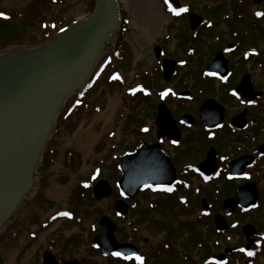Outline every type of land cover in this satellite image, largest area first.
<instances>
[{
    "label": "flooded vegetation",
    "instance_id": "flooded-vegetation-1",
    "mask_svg": "<svg viewBox=\"0 0 264 264\" xmlns=\"http://www.w3.org/2000/svg\"><path fill=\"white\" fill-rule=\"evenodd\" d=\"M161 5L175 32L154 43L152 70L138 77L142 137L120 156L117 191L105 180L113 193L98 200L93 190L102 180L89 182L93 203L111 201L114 220L101 216L87 243L53 236L33 264H141L137 257L143 264H264V0ZM123 46L105 62L113 67L111 85L125 82L115 69L128 75L132 55ZM85 116L66 115L65 128L74 130ZM141 145L164 152L161 165L171 170L163 187L125 197L121 158ZM120 200L125 216L116 209ZM68 216L74 225L61 234L81 226L74 210ZM103 217L124 246L109 255L95 244Z\"/></svg>",
    "mask_w": 264,
    "mask_h": 264
},
{
    "label": "rangeland",
    "instance_id": "rangeland-1",
    "mask_svg": "<svg viewBox=\"0 0 264 264\" xmlns=\"http://www.w3.org/2000/svg\"><path fill=\"white\" fill-rule=\"evenodd\" d=\"M50 1L0 0V7L24 8L33 17V7L44 11V4ZM63 1L69 16L76 21L86 18L88 6L85 0ZM119 1L129 19L122 41L132 56L128 75L115 71H119L125 82L122 86L111 85L110 79L102 77L100 85L84 100L88 110L80 113L86 116L74 130L65 128L64 118L61 121L67 103L74 96L67 101L37 168L32 192L16 212L15 219L0 233V264H33L35 251L53 236L60 241L76 239L87 243L101 216L105 214L113 218L109 208L111 201L93 203L89 182L107 180L117 191L120 156L133 149L142 137L144 110L142 95L136 92L140 83L138 77L153 63L154 43L175 32L172 26L168 29V17L161 10L164 0ZM119 32L111 40V47L98 59L94 73L113 55ZM47 154L50 160L41 167ZM71 210L79 216L81 226L61 234L64 225H74L65 220ZM124 224H121L123 230ZM33 243L36 244L33 246Z\"/></svg>",
    "mask_w": 264,
    "mask_h": 264
},
{
    "label": "water",
    "instance_id": "water-1",
    "mask_svg": "<svg viewBox=\"0 0 264 264\" xmlns=\"http://www.w3.org/2000/svg\"><path fill=\"white\" fill-rule=\"evenodd\" d=\"M94 11L37 47H12L0 55V233L33 190L57 118L67 101L83 91L95 71L98 59L111 47L121 22L119 0H93ZM174 3V0H170ZM164 153V152H163ZM157 147L126 153L121 158L123 196L135 197L147 186L163 187L171 169ZM113 189L102 180L93 194L98 200ZM117 212L125 216L120 200ZM115 224L103 217L95 244L103 254L123 248L117 244Z\"/></svg>",
    "mask_w": 264,
    "mask_h": 264
},
{
    "label": "trees",
    "instance_id": "trees-1",
    "mask_svg": "<svg viewBox=\"0 0 264 264\" xmlns=\"http://www.w3.org/2000/svg\"><path fill=\"white\" fill-rule=\"evenodd\" d=\"M42 2V0H40ZM88 9L86 17L94 11V1L85 0ZM44 11H38L33 7V17L24 8L5 9L0 7V52L11 47H37L51 41L62 30L76 22V18L67 14L68 7L63 0H51L44 4ZM128 16L122 12V24L115 44L116 52L125 49L122 36L128 24ZM112 75L109 64H104L98 72L91 77L87 87L76 94L68 103L63 114L87 113L86 98L98 86V82L103 78H110ZM91 96V95H90ZM89 96V97H90ZM64 117H61L63 121ZM50 157V156H49ZM48 154L45 156L41 167L49 162Z\"/></svg>",
    "mask_w": 264,
    "mask_h": 264
},
{
    "label": "snow or ice",
    "instance_id": "snow-or-ice-1",
    "mask_svg": "<svg viewBox=\"0 0 264 264\" xmlns=\"http://www.w3.org/2000/svg\"><path fill=\"white\" fill-rule=\"evenodd\" d=\"M173 12H175L176 11V9H171ZM184 11H187V9H184ZM178 14V13H177ZM0 15H3V14H0ZM114 255L115 256H117V257H119V256H121V253H119V252H116V253H114ZM250 255H251V253H250ZM137 259H140L141 260V264H143V260H142V258H140V257H137Z\"/></svg>",
    "mask_w": 264,
    "mask_h": 264
}]
</instances>
